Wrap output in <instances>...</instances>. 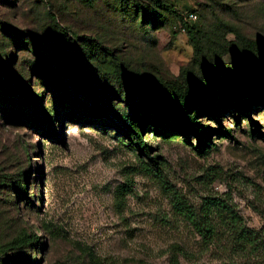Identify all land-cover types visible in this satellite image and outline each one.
I'll return each mask as SVG.
<instances>
[{
    "label": "rangeland",
    "instance_id": "obj_1",
    "mask_svg": "<svg viewBox=\"0 0 264 264\" xmlns=\"http://www.w3.org/2000/svg\"><path fill=\"white\" fill-rule=\"evenodd\" d=\"M162 1L177 14L150 0H0V264H264V94L189 110L204 141L132 94L148 156L116 74L122 63L164 88L252 67L264 0ZM189 13L197 48L180 27ZM184 211L210 212L212 237Z\"/></svg>",
    "mask_w": 264,
    "mask_h": 264
},
{
    "label": "trees",
    "instance_id": "obj_2",
    "mask_svg": "<svg viewBox=\"0 0 264 264\" xmlns=\"http://www.w3.org/2000/svg\"><path fill=\"white\" fill-rule=\"evenodd\" d=\"M150 1L155 7L165 12L177 14L171 4L164 3L162 0ZM178 18L181 29L186 31L189 40L197 48L201 31L196 25L190 24L185 17L178 15ZM258 52V57L252 67L241 65L235 68L224 63H218L215 67L209 66L205 69L204 79L197 81L184 79L181 82L176 81L170 85L166 84L164 88L150 83L135 82L127 73L123 64L118 63L116 74L124 88L125 100L128 101L131 110L129 113L120 116L123 117L126 124L131 125L135 130L134 134L137 136L134 137V140H136L141 152L149 156L147 145L142 139V125L138 123L136 109L130 102L132 94H139L145 99V105L149 108L152 107L154 114L160 116L167 113L173 121L181 123L184 126L183 132L186 135L192 133L198 139L204 141L206 139L205 131L209 128L198 121L192 113L190 114L189 110L195 109V112H206L211 105L216 108H228L236 105L238 108L244 109L249 104L246 100L247 97H259L260 92L264 94V51ZM0 61L3 64V60ZM74 70H76L74 72L75 82L80 85L82 90L88 89L90 91V81H88L90 77L87 75L85 65H76ZM86 75L88 77L87 82ZM42 76H45V74ZM220 96L224 99L222 101L223 105L219 103L218 97ZM48 117L49 120L52 119V116ZM149 158L153 160L152 157ZM22 191L23 189L20 187V192L23 193ZM184 212L200 235L204 238L212 237L214 228L210 222V212L204 211L199 218L193 216L189 211ZM242 236L249 238L248 240L251 243L254 242L250 233L244 231Z\"/></svg>",
    "mask_w": 264,
    "mask_h": 264
},
{
    "label": "built area",
    "instance_id": "obj_3",
    "mask_svg": "<svg viewBox=\"0 0 264 264\" xmlns=\"http://www.w3.org/2000/svg\"><path fill=\"white\" fill-rule=\"evenodd\" d=\"M187 20H196L197 14L196 13H189L186 17Z\"/></svg>",
    "mask_w": 264,
    "mask_h": 264
}]
</instances>
